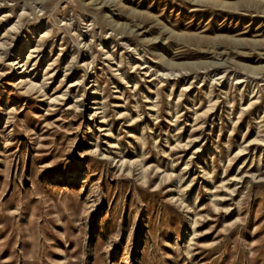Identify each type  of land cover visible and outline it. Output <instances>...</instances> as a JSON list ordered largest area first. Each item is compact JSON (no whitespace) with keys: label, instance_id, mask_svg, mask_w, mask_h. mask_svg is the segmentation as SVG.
I'll use <instances>...</instances> for the list:
<instances>
[{"label":"rangeland","instance_id":"374dc122","mask_svg":"<svg viewBox=\"0 0 264 264\" xmlns=\"http://www.w3.org/2000/svg\"><path fill=\"white\" fill-rule=\"evenodd\" d=\"M0 264H264V0H0Z\"/></svg>","mask_w":264,"mask_h":264},{"label":"bare ground","instance_id":"6f19581e","mask_svg":"<svg viewBox=\"0 0 264 264\" xmlns=\"http://www.w3.org/2000/svg\"><path fill=\"white\" fill-rule=\"evenodd\" d=\"M23 65H26V64L24 63ZM23 65H22V66H23Z\"/></svg>","mask_w":264,"mask_h":264}]
</instances>
